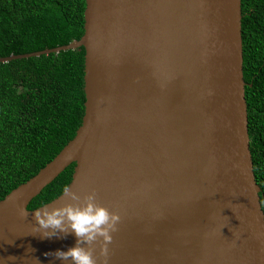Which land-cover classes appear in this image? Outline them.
Returning a JSON list of instances; mask_svg holds the SVG:
<instances>
[{"label":"water","instance_id":"water-1","mask_svg":"<svg viewBox=\"0 0 264 264\" xmlns=\"http://www.w3.org/2000/svg\"><path fill=\"white\" fill-rule=\"evenodd\" d=\"M242 17L241 0H86L79 40L0 58L86 52L75 137L0 201V264H72L54 255L72 231L42 238L28 206L73 163L72 192L120 217L107 264H264Z\"/></svg>","mask_w":264,"mask_h":264},{"label":"trees","instance_id":"trees-1","mask_svg":"<svg viewBox=\"0 0 264 264\" xmlns=\"http://www.w3.org/2000/svg\"><path fill=\"white\" fill-rule=\"evenodd\" d=\"M242 1L243 70L256 181L264 210V0ZM86 0H0V58L67 45L84 35ZM85 48L0 63V201L71 141L85 114ZM75 163L28 208L71 182Z\"/></svg>","mask_w":264,"mask_h":264},{"label":"clouds","instance_id":"clouds-1","mask_svg":"<svg viewBox=\"0 0 264 264\" xmlns=\"http://www.w3.org/2000/svg\"><path fill=\"white\" fill-rule=\"evenodd\" d=\"M69 196L77 203H67L58 208L48 210L49 203H41L39 207L31 211L34 214L38 228L33 232L44 229L42 238H51L58 232H67L69 229L77 238L76 246L68 250H56L54 255L61 260L71 259L72 264H107L108 245L112 242L114 233L117 230V224L120 217L109 211V209L96 203L95 192H91L80 197L72 192L70 185H64L61 189L60 198ZM28 211L23 210L22 215H27ZM227 226L225 224L220 229ZM51 229V231H47ZM232 231V227L229 228ZM99 244V255L103 257L102 261L94 255L95 247ZM81 245H88L84 247Z\"/></svg>","mask_w":264,"mask_h":264},{"label":"bare ground","instance_id":"bare-ground-1","mask_svg":"<svg viewBox=\"0 0 264 264\" xmlns=\"http://www.w3.org/2000/svg\"><path fill=\"white\" fill-rule=\"evenodd\" d=\"M243 39V38H242ZM243 61H244V56H243ZM244 71V70H243ZM250 150H251V146H250Z\"/></svg>","mask_w":264,"mask_h":264}]
</instances>
